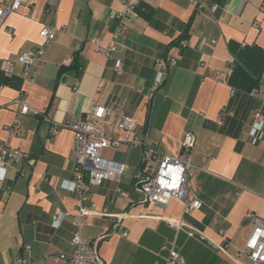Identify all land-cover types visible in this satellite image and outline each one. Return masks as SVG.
Wrapping results in <instances>:
<instances>
[{
	"label": "crops",
	"instance_id": "0c3cea01",
	"mask_svg": "<svg viewBox=\"0 0 264 264\" xmlns=\"http://www.w3.org/2000/svg\"><path fill=\"white\" fill-rule=\"evenodd\" d=\"M139 1L144 9L116 40L122 0H28L0 27V62L15 61L11 77L0 70V141L25 154L0 169V264H47L44 254L72 251L77 229L97 241L105 264H165L170 246L183 264H253L238 250L251 214L264 221V120L253 119L257 109L264 116V0ZM43 25L54 26L55 36L22 79L16 59L42 44ZM94 38L115 46L109 57ZM19 95L27 113L14 103ZM96 105L108 110L99 121L105 132L122 138L116 121L128 113L164 154L181 155L183 136L194 133L186 189L201 208L185 214L175 198L164 207L140 202L133 183L139 149L106 146L102 156L123 163V173L91 187L90 203L108 214L81 215L77 228L73 134L63 122ZM14 122L19 132L11 136L6 126Z\"/></svg>",
	"mask_w": 264,
	"mask_h": 264
},
{
	"label": "built area",
	"instance_id": "2783aa9c",
	"mask_svg": "<svg viewBox=\"0 0 264 264\" xmlns=\"http://www.w3.org/2000/svg\"><path fill=\"white\" fill-rule=\"evenodd\" d=\"M122 1L125 3L124 9L116 12L114 16L116 25L111 33L113 40H116L127 28V23L144 9L142 1ZM26 3L28 0H11L10 2L0 0V27L9 14L16 12L22 4ZM194 4L197 7H205L201 0H195ZM53 6V2L49 1V9H52ZM216 8L215 4L209 6L211 12H214ZM56 30L54 26L43 25L39 31L42 44L25 49L18 54L16 62L21 66L20 76L22 79L27 78L34 62L42 55L43 47L54 38ZM92 42L96 51L105 57H109L115 49L114 45L102 44L98 38H94ZM181 44L185 45L186 40H181ZM159 61L162 62V60ZM170 64H175L174 58H170ZM14 67L15 61L13 60L3 59L0 62V70L7 77L13 75ZM113 69L117 74L122 72L119 59L115 60ZM218 75L219 72L215 71V78ZM14 103L22 113L31 110L21 95L14 99ZM107 112L108 110L104 106L96 105L83 113L68 114L63 122V126L71 130L73 134L71 145L73 163L70 183L78 202L77 213L73 218L74 225L79 228L80 216L84 214H108L106 208L97 210L94 204L89 201L92 186L107 180L119 181L124 170L123 163L102 156V150L106 146L117 148L125 144L139 149L140 160L133 174V183L140 202L164 207L175 198L182 203V210L185 214L200 209L202 202L190 195L186 189L188 177L192 174L191 152L196 144V135L192 132L185 133L181 141V155L164 154L159 152L153 144L147 142L144 134L136 132L137 123L128 113H122L116 121V128L124 133L122 138H115L105 132L99 121L105 117ZM253 119L257 123L264 120L260 109L253 112ZM217 123L220 124L221 120L218 119ZM56 131L57 127H51L52 133ZM6 132L11 136L17 135L18 124L14 122L6 126ZM24 156L25 154L19 148L12 146L5 139L0 141V169L11 162L21 161ZM121 194L125 195L124 192ZM166 220L175 228L186 225L181 218H167ZM251 224L250 232L244 245L238 250V254L247 257L253 264H264V221L258 215L251 214ZM192 232L193 228L189 227L188 233L192 234ZM122 235H126V232H122ZM70 243L73 246L71 252L47 253L43 255L44 261L47 264H105L99 255L97 241L82 238L79 229L72 234ZM183 263V256L173 246L168 247L165 264Z\"/></svg>",
	"mask_w": 264,
	"mask_h": 264
},
{
	"label": "trees",
	"instance_id": "16d2710c",
	"mask_svg": "<svg viewBox=\"0 0 264 264\" xmlns=\"http://www.w3.org/2000/svg\"><path fill=\"white\" fill-rule=\"evenodd\" d=\"M144 6V5H143Z\"/></svg>",
	"mask_w": 264,
	"mask_h": 264
}]
</instances>
